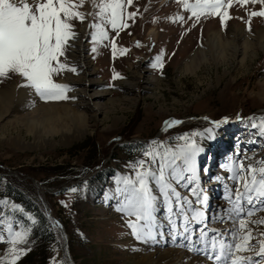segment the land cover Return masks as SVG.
Here are the masks:
<instances>
[{
    "label": "rangeland",
    "instance_id": "374dc122",
    "mask_svg": "<svg viewBox=\"0 0 264 264\" xmlns=\"http://www.w3.org/2000/svg\"><path fill=\"white\" fill-rule=\"evenodd\" d=\"M262 9L264 0H231V3L223 0L220 12L197 19L190 16L177 0H132V4L125 2L124 6V21L128 27L112 29L110 25L106 26L108 35L103 40L92 39L93 29L89 23L94 21V16H88L82 22L73 21L77 36L69 41L64 54L66 59L61 58L69 68L53 77L57 83L69 85L65 92L67 99H41L30 87L18 86L22 84L18 74L10 73L0 78L1 94H7L11 107L17 111L26 112V106L31 102H67L73 106L80 103L81 111L94 115L88 117L84 125L87 133L80 139L62 143V134L69 135L81 127L70 114H65L51 119L56 122H53L55 129L59 130L52 134L54 143L39 140L35 146L23 149L9 140L18 133L17 126L10 122L13 115L9 114L4 126L0 124V201H6L0 203V221L11 224L13 231L28 230L26 239L17 245L27 250L14 264H67V259L72 264H134L136 256L151 254L154 258L166 247L181 253L189 250V242L180 239L170 246L145 242V247H141V240L136 239L127 224L135 217H129L117 208L123 196L117 194L116 189L123 187V177L134 178L135 170L130 162L147 159L143 151L151 141H164L167 146H174L182 143L177 136L209 127L214 128V139L204 143L201 137H195L205 149L198 155L197 165L200 186L208 196L206 227H218L223 233L226 226H233L231 220L214 217L222 215L220 210L228 206L219 184L224 189L227 184L233 190L234 184L213 177L226 178L229 173L221 165L237 154L247 156L246 163L264 159V136H259L244 119L264 115V51L257 49L255 56H247L241 63L240 56L235 54L215 64L210 57V50L215 46L207 42L212 32H219L225 40L230 28H241L244 35L255 38L254 32L264 28V16L251 13ZM80 10L95 11L88 0ZM128 12L135 15L129 17ZM177 15L183 19H175ZM221 16L225 17L223 23ZM152 27L157 29L155 38L147 33ZM161 50L163 54L158 63L163 66L155 67V58ZM191 57L194 61L186 68L185 63ZM71 67L76 71H71ZM114 73H119L115 79ZM86 82L95 83L96 91H105V98L92 99L85 104H81L84 95L72 99L70 93ZM237 115L240 120L236 119ZM223 117L229 119L220 127L211 124ZM183 119L189 120L162 130L165 121ZM21 130L25 140L32 142L33 134L26 133L24 128ZM41 135L46 137L49 133ZM8 184L43 212L42 200L47 203L67 235L66 260L62 256L58 229L51 224V237L37 241L33 235L38 223L34 210L25 209L19 200L5 194ZM150 187L158 194L154 182ZM177 190L195 202V196L183 185ZM162 202L160 197L157 204L161 206ZM13 204L20 205L23 210L13 209ZM160 206L157 218L161 222L168 221L163 217V206ZM262 217L264 209L257 210L252 219ZM250 226L264 231V225ZM203 228L205 225H192L195 233ZM164 231L167 234L169 228ZM0 235L5 237L0 241V258L8 264L11 245L4 223H0Z\"/></svg>",
    "mask_w": 264,
    "mask_h": 264
},
{
    "label": "snow or ice",
    "instance_id": "6c2138e0",
    "mask_svg": "<svg viewBox=\"0 0 264 264\" xmlns=\"http://www.w3.org/2000/svg\"><path fill=\"white\" fill-rule=\"evenodd\" d=\"M85 2L86 0H0V78L7 77L10 73L18 74L22 78V84L18 86L30 87L41 99H67L65 92L69 85L57 83L53 77L69 68L61 58L64 57L69 41L77 36L73 21L82 22L86 17L94 16V21L89 23L90 29H93L92 39L103 40L108 35L106 26L110 25L112 29L128 27L124 21V6L125 2L132 4V0H88L95 11L86 13L80 10ZM177 2L190 16L197 19L202 15L217 14L223 5V0ZM127 15L132 17L135 13L128 12ZM251 15L264 16V9L254 11ZM224 18L221 16L222 23ZM175 19H183V16L177 15ZM137 44L139 45V41ZM115 47L113 44L114 54ZM162 54L163 50L155 58L157 63L153 66H163L158 63ZM70 70L75 72L76 68L71 67ZM117 76L119 73H114L113 78ZM228 119L223 117L221 120L211 121V124L218 128ZM236 119L240 120L241 117L237 115ZM244 119L245 122H250V127L259 136H264V115ZM164 123L165 128L162 130L166 131L170 122ZM171 123L177 124L180 121L173 120ZM197 136L212 140L215 138L214 128L183 133L176 137L182 143L174 146H167L164 141H151L147 150L143 151V156L147 159L130 162L135 170L134 178L123 177V187L116 189L117 194L123 196L117 205L118 210L129 217H135V220L129 219L127 224L137 240H154L155 212L157 202L162 197L171 230L189 242V250L204 252L214 264H264V231L250 226L264 225V217L252 219L257 210L264 209V159L246 163L249 158L237 154L221 165L229 173L226 178L213 177L214 180L227 179L234 184V190L225 185L228 207L221 209L222 215L214 217L234 222L231 230H224L222 235L221 229L206 227L207 217L203 205L207 203L208 196L200 186L197 165V157L205 149L195 139ZM151 182L155 183L158 194L153 193ZM180 185L195 196V202L177 190ZM12 208L23 210L17 204H13ZM0 223L6 224L8 242L11 245L8 264H14L27 250L17 245L26 239L28 230L13 231L12 225L7 221ZM193 223L205 225L195 240L196 233L191 227ZM254 232L256 235H253ZM229 234L231 239H225ZM4 239L0 235V241ZM197 244L200 247H196ZM255 257L261 259H254ZM0 264H4L3 258H0Z\"/></svg>",
    "mask_w": 264,
    "mask_h": 264
},
{
    "label": "bare ground",
    "instance_id": "6f19581e",
    "mask_svg": "<svg viewBox=\"0 0 264 264\" xmlns=\"http://www.w3.org/2000/svg\"><path fill=\"white\" fill-rule=\"evenodd\" d=\"M83 28L85 27L83 26ZM156 30L157 29L152 27L148 30L147 33L149 34V36H152L153 38H155L157 34ZM228 32H229V35L228 37L227 36L225 37V40L221 37L219 32H212L210 34V39L207 43L212 42L215 46L213 50H210V57L212 58V61L215 64L217 63V61L219 62L225 59H229L231 56L232 57L235 56V54L240 56L239 62L241 63L244 61V59L247 56H255L257 54L256 53L257 49L264 51V28L260 29L259 32H254L255 38H252V39L249 38L248 35H244V31L241 28L239 29L230 28ZM204 57L207 58L206 56ZM193 61L194 59L193 57H191L189 61L185 63L186 68L187 66H190V63H192ZM1 91L2 90H0V124L4 126V123L6 119L8 118L9 114L13 115L10 122H12L14 126L15 125L17 126L18 133L16 136H13V137L10 136L9 140L12 144L16 145L18 148L23 149L25 147H28V148L33 147L38 143L37 141L39 140L42 141L43 143L45 142L54 143L56 140L53 138L52 134L58 132L59 130L55 129L53 125L54 121L52 122L51 119L65 116V114H70L71 115L70 117H72L75 120L76 124H79L81 126L80 128L72 131V133L69 135L62 134V140H61L62 143L69 144L74 139H80L85 135V133H87V128L84 125L87 123L89 116L91 117L94 116V115L88 114L86 111H81L80 103L73 106L72 103H67V102H49L46 104L38 102V101L31 102L30 104H27L26 112L20 111L21 109L17 111V109H15L14 107H11L10 99L9 97H7V94L6 93L1 94ZM105 94L106 93L103 90H100V91L95 90V83L86 82L82 85V87L77 89L75 92L73 91L72 93H70V96L71 98L72 97L82 98L84 95L85 98L81 104H85L86 101L90 102L92 99L100 100L102 98H105ZM17 112L22 113V114H17ZM191 119L192 118H190V120ZM186 120H189V119H183L180 122H184ZM169 122H170V126L174 125L171 123V121ZM43 126H45V129H42ZM75 127H77V125ZM22 128H24L26 133L33 134L32 142L26 141L24 136L21 135ZM44 132L49 133V135L46 137H43L41 134H43ZM208 141L210 140L206 138L203 139L204 143H207ZM219 186H220V189L219 188L218 189L223 190L225 192V189L221 183L219 184ZM206 205L207 203L203 206V210L206 213V217H207L206 221H209V216L207 215V211L205 210ZM159 206L160 204H157L156 212L158 211ZM161 206H163L164 208L162 210L160 209L161 211H163V217L164 219H167L168 218L167 209L165 208L164 204H161ZM161 206L160 208H162ZM207 207L211 209L209 204ZM173 211H175V209H173ZM156 212H155L156 227L154 228L155 239L154 240L149 239L146 241L141 240L140 242L141 247H145L144 246L145 242L149 244H153V242L154 243L156 242L160 245L164 244V246L166 245L170 246L176 239L184 240L180 235L174 233L171 230L170 224L167 226L165 225L167 222H169V220L161 222V220L157 218ZM218 214L219 213H216V215ZM223 220L228 221V219H223ZM179 222L180 221H178V223ZM167 227L169 228V231L166 234L164 230ZM207 228L211 229V228H218V227H207ZM231 228L232 226L228 225L225 227V230L230 231ZM63 231H64V228H63ZM164 234H166L167 236H165ZM198 234L199 233H196V236H194V240L198 238ZM221 234L223 235V233ZM65 236L66 234L64 235V237ZM157 237H159V239H157ZM225 239L230 240L231 235L229 234ZM196 247H200V245L197 244ZM191 251H192L191 254L189 250L182 251L183 253H181L179 250H174V249H170V247L169 248L166 247L165 249L163 248L162 250H159L158 254H156L154 258L152 257L151 254H142L140 256H136L137 259L135 260L134 264H214V261L208 259L207 255L204 252L202 251L198 252L195 250H191ZM62 253H63L62 254L63 258H65L66 260L67 253H68L67 247L64 248ZM196 253H197V256H195ZM151 259H154V260L152 261ZM254 259H261V258L255 257ZM66 263L72 264V262L68 259L66 260Z\"/></svg>",
    "mask_w": 264,
    "mask_h": 264
},
{
    "label": "trees",
    "instance_id": "16d2710c",
    "mask_svg": "<svg viewBox=\"0 0 264 264\" xmlns=\"http://www.w3.org/2000/svg\"><path fill=\"white\" fill-rule=\"evenodd\" d=\"M5 194L19 200L25 209L34 210L35 215L37 217V225L33 230V235L39 242H43L51 237V222L49 218L46 216L45 212H43L37 206H33L28 198L23 196L17 188L7 185L4 190Z\"/></svg>",
    "mask_w": 264,
    "mask_h": 264
},
{
    "label": "water",
    "instance_id": "95a60500",
    "mask_svg": "<svg viewBox=\"0 0 264 264\" xmlns=\"http://www.w3.org/2000/svg\"><path fill=\"white\" fill-rule=\"evenodd\" d=\"M163 127H165V123L163 124ZM42 203H43V206H44V209L46 211V214L47 216L50 218L53 226H55L58 231L60 232V235H61V238H62V244H61V252L64 250V248L67 247V235L64 237L65 233L63 231V226L61 225V223L51 214V210L49 208V206L47 205V203L42 200ZM53 222H56V223H53Z\"/></svg>",
    "mask_w": 264,
    "mask_h": 264
}]
</instances>
